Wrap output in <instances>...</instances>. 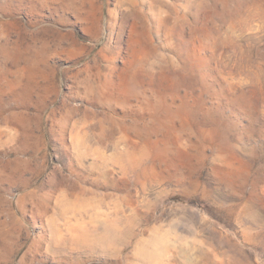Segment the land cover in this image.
Instances as JSON below:
<instances>
[{"label": "rangeland", "instance_id": "1", "mask_svg": "<svg viewBox=\"0 0 264 264\" xmlns=\"http://www.w3.org/2000/svg\"><path fill=\"white\" fill-rule=\"evenodd\" d=\"M0 264H264V0H0Z\"/></svg>", "mask_w": 264, "mask_h": 264}]
</instances>
